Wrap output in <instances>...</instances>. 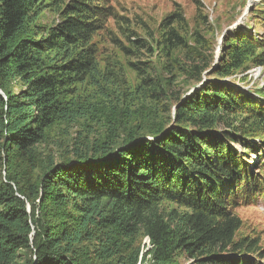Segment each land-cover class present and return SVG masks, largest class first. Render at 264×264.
<instances>
[{"label":"trees","instance_id":"trees-1","mask_svg":"<svg viewBox=\"0 0 264 264\" xmlns=\"http://www.w3.org/2000/svg\"><path fill=\"white\" fill-rule=\"evenodd\" d=\"M193 1L192 29L179 4L153 29L113 0H0V264L264 261L258 237L239 238L235 213L264 202V97L234 79L264 67V39L238 26L215 64L198 30L205 6ZM48 13L55 22L40 23ZM108 42L133 88L120 84ZM141 106L163 112L160 122ZM87 121L105 122L101 141L41 158L53 128ZM63 209L74 226L54 217ZM139 238L153 247L142 258Z\"/></svg>","mask_w":264,"mask_h":264},{"label":"rangeland","instance_id":"rangeland-1","mask_svg":"<svg viewBox=\"0 0 264 264\" xmlns=\"http://www.w3.org/2000/svg\"><path fill=\"white\" fill-rule=\"evenodd\" d=\"M115 5L121 12L125 13L128 16L135 15H144L152 22L148 24L153 28L157 29V26L162 22V19L169 16L174 10L175 5L179 4L185 14V18L189 20V25L191 29L194 27L193 21L196 20V14L202 13V11L197 12V7L195 1L193 0H113ZM205 6L203 10L204 16L208 19L209 23L207 27L202 25L199 28L200 23L198 24V30H206L207 37L210 40H213L214 54L216 55L215 64L220 60L221 48L223 37L225 34L234 31L238 26H246L250 28V31L254 32L255 35L262 37L264 39V22L260 20V17L257 16V11L264 9V0H199ZM127 10V11H126ZM197 18V17H196ZM56 20L54 14H46L40 23L44 24H53ZM198 21V19L196 20ZM212 30V31H211ZM110 31L116 33L114 23H111ZM107 46V52L111 55L116 54L118 64L114 70H116L119 76L120 84L124 80L129 84L130 88L135 86L134 75L129 71V66L126 62V58L116 49L114 46L108 42L105 44ZM105 46V47H106ZM234 79L239 81L241 84L250 89L251 92L256 93L261 98L264 97V67L261 66H252L249 70L244 71L242 74L238 73L234 76ZM180 83V84H179ZM180 88L183 92L188 91L190 88L183 80L179 81ZM19 87L16 85L13 86V91L18 92ZM181 90V91H182ZM143 109L144 115H152L155 117L156 122H160L163 112L156 113L150 107L141 106ZM160 111H163L162 109ZM106 119V117H105ZM119 121V119H118ZM143 121V120H139ZM85 124L84 126L82 124ZM105 122L102 121L100 124H95L92 121L81 122L75 125L61 126L53 128L50 132L49 140L47 143L42 144L38 147L39 154L43 160H46L48 156H53L56 162H60L63 157H67L72 151V146L75 142H80L81 144H88L95 141H101L104 137L105 131L103 126ZM86 129V130H85ZM88 130V131H87ZM85 132H88L87 134ZM81 139V140H78ZM78 140V141H77ZM239 149H243L241 145L238 144ZM11 160L13 166L16 164V158L14 155H11ZM250 162L253 163L256 161L255 155H252ZM6 166V164H5ZM4 166V168H5ZM259 168V167H258ZM4 169H0V176L3 175L4 178ZM43 174V171L30 176L29 178L38 177ZM30 212V207H28ZM235 213L243 221V228L239 233V238L244 237H258L260 239V246L264 249V202L253 203V205H241L235 210ZM54 217L61 221L63 226L68 224L69 227L71 224L75 225V222H72L75 214H70L68 210L63 209L61 211L55 210L53 212ZM52 216V212H51ZM88 245V244H86ZM133 250L140 251V257L145 255L146 252H149L153 247L150 243V240L147 238H139L135 243ZM142 258V257H141ZM264 264V261L260 262Z\"/></svg>","mask_w":264,"mask_h":264},{"label":"built area","instance_id":"built-area-1","mask_svg":"<svg viewBox=\"0 0 264 264\" xmlns=\"http://www.w3.org/2000/svg\"><path fill=\"white\" fill-rule=\"evenodd\" d=\"M242 86H244V84H241ZM245 87V86H244ZM246 88V87H245ZM246 89H248V88H246ZM248 90H250V89H248Z\"/></svg>","mask_w":264,"mask_h":264},{"label":"water","instance_id":"water-1","mask_svg":"<svg viewBox=\"0 0 264 264\" xmlns=\"http://www.w3.org/2000/svg\"><path fill=\"white\" fill-rule=\"evenodd\" d=\"M221 45V44H220ZM220 48H221V46H220ZM219 61V60H218ZM218 61L216 62V63H218Z\"/></svg>","mask_w":264,"mask_h":264}]
</instances>
